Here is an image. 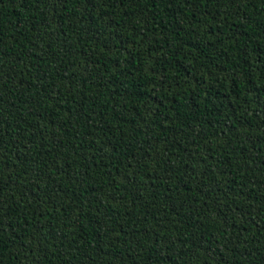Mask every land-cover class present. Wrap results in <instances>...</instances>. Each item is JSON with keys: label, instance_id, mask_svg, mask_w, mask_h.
<instances>
[{"label": "trees", "instance_id": "1", "mask_svg": "<svg viewBox=\"0 0 264 264\" xmlns=\"http://www.w3.org/2000/svg\"><path fill=\"white\" fill-rule=\"evenodd\" d=\"M0 264H264V0H0Z\"/></svg>", "mask_w": 264, "mask_h": 264}]
</instances>
